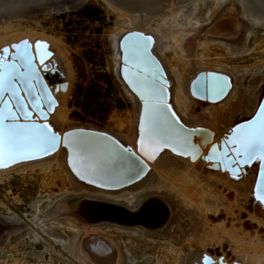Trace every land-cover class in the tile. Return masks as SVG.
<instances>
[{"label": "bare ground", "instance_id": "6f19581e", "mask_svg": "<svg viewBox=\"0 0 264 264\" xmlns=\"http://www.w3.org/2000/svg\"><path fill=\"white\" fill-rule=\"evenodd\" d=\"M103 1L124 20L111 38L114 71L135 107L126 128L119 132L69 121L65 96L72 74L66 51L43 32H16L19 24L14 23L23 11L7 14L10 7L1 2L0 80L7 83L13 71L9 64L19 65L14 46L24 41L36 76L28 81L33 85L31 96L24 83L13 80L29 118L19 114L8 91L0 96V102L4 99L0 113L17 114L16 123L28 125L29 130L47 125L58 139L50 151L28 149V154L18 153L15 160L5 149L0 155V178L11 173L37 174L49 193L63 192L64 198L41 218L79 234L74 252L84 264H122L118 234H126L125 230L140 233L146 242L158 239L157 264H264V153L238 156L234 151L238 145L228 143L230 149L227 145L237 135L234 126L254 115L253 126L264 120L256 114L264 105V68L250 66L239 75L226 64L246 52L252 24L240 40L239 12L246 19V8L253 19L264 20V0H214L203 26L193 18L199 0ZM50 6L47 12L58 10L61 3ZM134 41L145 44L149 60L132 56L129 45ZM211 46L223 48L229 58L210 56ZM209 78L226 87L201 94L200 82ZM148 88L157 90L155 103L167 128L186 138L185 143L173 136L152 141L145 134L153 103L146 95ZM193 130L199 136L191 137ZM211 134V145L202 148L200 140L210 142ZM76 137L87 142L85 148H73L71 140ZM219 143L223 153L231 151L236 156L220 166L230 173L218 167L206 170L211 164L204 158L211 146L216 148L212 158L216 157ZM246 163L251 165L241 168ZM77 210L79 217L74 218L71 213ZM32 219L40 220L37 215Z\"/></svg>", "mask_w": 264, "mask_h": 264}, {"label": "rangeland", "instance_id": "374dc122", "mask_svg": "<svg viewBox=\"0 0 264 264\" xmlns=\"http://www.w3.org/2000/svg\"><path fill=\"white\" fill-rule=\"evenodd\" d=\"M11 1L0 0V5L3 2L4 6L10 7L9 13L5 11L7 14L23 11V15L20 13L21 17L16 15L20 17L14 23L19 24L14 27L16 32H43L53 40H58L67 53L72 74L66 90L68 94L65 96L69 121L100 130H124L126 120L135 107L133 108L132 101L125 94L115 74L114 48L111 43L112 35L124 20L103 0H86L83 4H78L76 0H48V3L47 0H39L41 3L38 0V3L36 0ZM59 2L62 9L47 12L50 4L55 7L57 3L60 5ZM212 2L214 0L198 1L193 18L197 19L199 25L203 26L208 22L211 15L209 12L214 7ZM17 4H21L20 7ZM11 5L14 9L12 11ZM27 6L29 9L25 10ZM244 9L246 19L240 12L238 16L243 24L240 40L246 36V29L252 24L243 49L246 52L237 58L238 61L227 60L226 63L239 75L244 73V68L250 66L264 68V20L253 19L247 9ZM207 54L229 58L223 48L216 49L214 46L210 47ZM59 66L58 64V71H61ZM206 170L212 169L206 167ZM37 176L11 173L0 178V264H84L77 260L74 252L79 234L59 227L54 221L41 218L48 208L65 195L61 189H58V193H49ZM35 215L43 221L32 222L31 218ZM112 230L107 228L106 232L114 234ZM125 231L126 234H118L123 251L122 264H157L158 254L161 252L157 247L158 239L146 242L147 237L140 233Z\"/></svg>", "mask_w": 264, "mask_h": 264}, {"label": "snow or ice", "instance_id": "6c2138e0", "mask_svg": "<svg viewBox=\"0 0 264 264\" xmlns=\"http://www.w3.org/2000/svg\"><path fill=\"white\" fill-rule=\"evenodd\" d=\"M17 51L14 56V60L19 61V65L15 62L9 64L8 67L13 69L9 73L7 83L0 80V96L3 95L5 91L11 92L12 97L17 102V107L20 109V115L23 119L27 120L29 118V112L25 110L23 100L19 97L16 92V84L13 80H19L26 85L25 90L28 91L29 96L32 95L29 89L33 87L28 81L31 77L36 76V72L33 68V56L29 49L26 41L22 42L20 45L14 46ZM41 47L40 43L37 42V51ZM129 50L134 58H140L145 61L150 59L147 48L144 43L140 41H134L129 45ZM7 52V49L3 50ZM43 57H41V61ZM3 65L0 64V67ZM23 68L25 71L20 72L18 69ZM38 79V77H37ZM226 87L223 83H214L212 79H205L200 82V93L204 94L212 91L213 89H219L221 92L223 88ZM146 95L150 100H153L151 112L148 115L147 126L145 128V134L152 141H158L161 137L173 136L178 142L185 143L186 138L180 137L178 134L167 128L162 109L158 107L155 103L154 98H158L157 90L155 88L146 89ZM5 107H7V102H4ZM257 117H264V105H261V110L257 112ZM18 116L13 112L9 111L5 116L0 113V155L3 154L6 149L7 155L10 159L15 160L17 154H28L26 150L28 149H40L41 151H50L56 146V141L58 137L52 132L51 128L44 125L40 128H35V130H29L28 125H21L16 123ZM5 120H10V123H5ZM237 135L234 136L227 143H235L238 145L234 149L236 153L245 157H253L257 153H264V120L253 126L252 121H248L246 124H241L232 130ZM68 140V137H65ZM86 141L81 137H76L71 140V145L74 149L80 150L86 147ZM216 148L210 150V154L205 159L211 160L212 154L215 153ZM225 157L228 156L227 152L223 153ZM264 160V155L261 156ZM257 199H261L259 196ZM206 264L210 262L206 261Z\"/></svg>", "mask_w": 264, "mask_h": 264}, {"label": "water", "instance_id": "95a60500", "mask_svg": "<svg viewBox=\"0 0 264 264\" xmlns=\"http://www.w3.org/2000/svg\"><path fill=\"white\" fill-rule=\"evenodd\" d=\"M5 97H6V96H5ZM3 101H4V99L1 100V102H0V106L3 104ZM256 114H257V113H256ZM254 117H255V115L252 116L251 119L248 120V121H251ZM248 121H247V122H248ZM18 122H19V121H18ZM247 122H243V124H246ZM7 123H8V121H7ZM20 123H27V124H29L30 122H22V121H20ZM239 125H241V124H238V125L234 126L232 129L238 127ZM189 130H192V129H189ZM206 132H207V131H206ZM207 133H209V132H207ZM229 133H230V132H229ZM211 135H212V136H211V141H210V142H206V143H205L203 140H200V146H201L202 148H205V147H208V146L211 145L212 140H213V137H214V134H211ZM193 136H199V133H196L195 130H193V134L191 135V137H193ZM224 142H225V140H224ZM204 144H205V145H204ZM203 145H204V146H203ZM227 145H228V144H227ZM218 146H219V149L217 148V155H216V157L211 158V160L205 159L206 157L209 156V154H210V150L213 148V146H211L210 149H209V151H208V156H206V157L204 158V160H205L207 163H210V164H211V169H215V167H216V168L218 167L220 170L230 173L228 169H224V170H223V169H221L220 166H221V164L223 163V161H225V160H229V159H231V160L233 161L234 158H236V156H235L234 154H232L231 151H230L229 153H227L228 156L225 157V155H223V152H224V151H223L222 148H221V144L219 143ZM194 148L198 149L197 146H194ZM228 148L230 149L231 147H229V145H228ZM232 148L234 149L235 147L233 146ZM163 150H164V149H163ZM238 156H240V155H238ZM239 158H240V157H239ZM254 161H255V160H254ZM254 161H253V162H254ZM253 162H251V164H252ZM251 164L246 163V164H244L243 166H241V168H247V167L250 166ZM235 166H236V162H234V164L231 166V167H233L232 169H234ZM77 212H78V210H77L76 212H72L71 215L74 216V218H75V217H79V213L77 214ZM109 221H110V220H109Z\"/></svg>", "mask_w": 264, "mask_h": 264}]
</instances>
